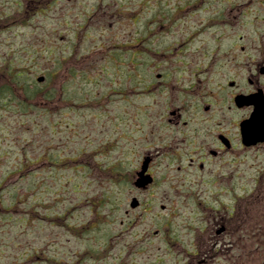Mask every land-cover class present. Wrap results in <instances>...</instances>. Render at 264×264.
<instances>
[{
  "label": "flooded vegetation",
  "instance_id": "flooded-vegetation-1",
  "mask_svg": "<svg viewBox=\"0 0 264 264\" xmlns=\"http://www.w3.org/2000/svg\"><path fill=\"white\" fill-rule=\"evenodd\" d=\"M101 6L91 7L92 14ZM147 7L167 20L187 16L189 24L171 42H157L171 22L151 26L155 20L142 16ZM122 15L128 29L95 48L103 57L78 51L76 69L82 65L81 80L92 86L76 102L63 94L67 105L49 106L92 114L93 150L116 151L106 158L110 175L116 184L129 183V199L138 200L108 203L114 223L129 225L109 236L107 256H139L140 264H235L240 253L233 250L244 252L245 238L253 251L264 250V140L245 144L241 126L256 104L264 109V0H127L118 22ZM97 20L87 15L71 26L73 47L93 50L87 28ZM67 27L65 21L63 41ZM83 65L99 69L90 78ZM242 95L253 101L240 103ZM252 155L260 162L249 165ZM161 183L167 187L159 190Z\"/></svg>",
  "mask_w": 264,
  "mask_h": 264
},
{
  "label": "rangeland",
  "instance_id": "rangeland-1",
  "mask_svg": "<svg viewBox=\"0 0 264 264\" xmlns=\"http://www.w3.org/2000/svg\"><path fill=\"white\" fill-rule=\"evenodd\" d=\"M106 2L109 5H104ZM100 3V9L92 14L91 7ZM126 4L127 0H0V86L3 84L0 95V264H102L103 261H95L86 251L90 246L102 249L110 229L115 228V231L120 227L112 223L113 218L94 228L87 220L95 218L90 203H126L132 194L129 183L124 186L114 183L107 165L96 167L107 163L106 158L110 155L113 158L116 151L101 154L97 162L93 161L95 144L91 143V138H96V133L92 114L49 106L67 105L65 98L60 97L63 94L70 95L69 101L76 102L80 98L79 91L92 86L81 80L82 65L79 71L75 65V59L80 57L77 54L92 53L91 59L103 57V52L95 48L108 42V37L114 33L121 34L128 29L124 14L123 22L117 21L118 12L124 10ZM176 4L177 1L171 3ZM128 7L136 9L133 3ZM102 8L107 14L100 17ZM145 10L142 16L155 20L151 26L158 27L161 21L171 22L168 29L161 30L157 42H171L189 24L187 16L167 20L166 15L150 8ZM87 15L99 19L87 28L95 36L94 47L86 50L90 47L87 44L86 48L77 50L71 43V26L83 24ZM65 21L68 27L63 41ZM135 29L133 25L131 32ZM64 43L69 44L67 48L63 47ZM83 67L90 72V78L99 69L98 65ZM66 72L69 75L63 83L68 89L62 88ZM39 75H44L43 81L36 80ZM93 87L96 90V85ZM140 100L149 102L150 97L141 95ZM114 105L111 104L113 111ZM154 122L155 118L148 119V129ZM103 124L108 127L106 120ZM59 155L66 159L64 163H69L68 166L47 161L53 157L57 160L55 156ZM69 157L75 160L68 161ZM252 157L247 159L249 165L261 160V157ZM78 165L83 168L86 165V169H78ZM250 172L253 173L254 168ZM163 187L167 185L161 183L159 190ZM95 206L97 212L104 211ZM121 211L118 212L121 214ZM243 243L244 252H240L239 247L233 250L235 256L240 253L234 258L235 264H264L262 246L253 251L249 239L245 238ZM128 260L126 264H140L139 256Z\"/></svg>",
  "mask_w": 264,
  "mask_h": 264
},
{
  "label": "water",
  "instance_id": "water-1",
  "mask_svg": "<svg viewBox=\"0 0 264 264\" xmlns=\"http://www.w3.org/2000/svg\"><path fill=\"white\" fill-rule=\"evenodd\" d=\"M39 79L41 80L42 77H40ZM246 102H250V101H246ZM251 122H253V125L251 127H253L254 125H257L258 128L264 127V113L260 112L259 110L255 111L252 114L251 118L246 121V124Z\"/></svg>",
  "mask_w": 264,
  "mask_h": 264
}]
</instances>
